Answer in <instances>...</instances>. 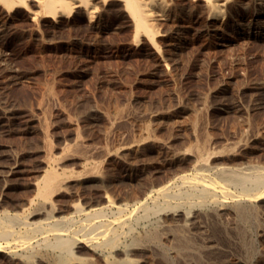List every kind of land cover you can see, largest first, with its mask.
I'll return each mask as SVG.
<instances>
[{
    "label": "rangeland",
    "instance_id": "1",
    "mask_svg": "<svg viewBox=\"0 0 264 264\" xmlns=\"http://www.w3.org/2000/svg\"><path fill=\"white\" fill-rule=\"evenodd\" d=\"M259 2L244 0L225 30H215L200 8L175 0L177 20L162 26L160 50L133 41L117 0L100 21L79 10L51 20L31 13L35 3L7 10L0 2V208L34 194L48 146L66 170L81 172L85 157L99 163L104 186L71 183L80 200L173 180L192 169L204 142L214 163L264 166V14L254 30L237 27L264 8ZM56 198L62 204L68 194ZM198 219L190 224L196 240L212 239L209 221ZM240 226L245 240L231 242L226 256L227 245L200 246L195 261L199 250L188 246L176 264H264V241L250 223ZM133 255L164 264L141 249Z\"/></svg>",
    "mask_w": 264,
    "mask_h": 264
},
{
    "label": "bare ground",
    "instance_id": "2",
    "mask_svg": "<svg viewBox=\"0 0 264 264\" xmlns=\"http://www.w3.org/2000/svg\"><path fill=\"white\" fill-rule=\"evenodd\" d=\"M111 1L116 0H0L7 10L35 3L38 9L29 11L37 17L57 20L79 10L91 21H100L103 8ZM117 1L133 27V41L145 40L160 50L162 26L177 20L175 0ZM189 1L194 9L200 8L207 28L225 30L244 0ZM263 14L264 8L257 7L249 21L239 20L237 27L253 29ZM204 144L195 148L192 169L173 180L144 184L136 195H89L82 200L71 183L104 186L106 176L99 163L85 157L83 169L75 173L60 167L61 157L48 146L42 174L32 180L34 194L17 206L0 208L2 263L146 264L145 259L133 255L141 249L164 264H176L187 254L188 246L218 248L224 244L228 248L220 251L222 258L231 252V242L244 239L240 224L247 228L248 223L255 238L264 241V166L214 163V151H205ZM62 191L68 198L59 204L56 195ZM180 216L183 221H179ZM198 218H206L212 227L213 238L205 241L201 237L204 243L196 240L197 234L190 227ZM202 255L201 250L192 252L195 261ZM232 263L225 258L221 264Z\"/></svg>",
    "mask_w": 264,
    "mask_h": 264
}]
</instances>
